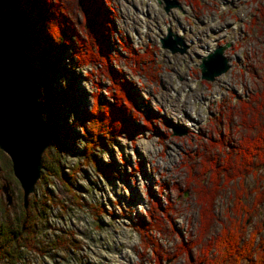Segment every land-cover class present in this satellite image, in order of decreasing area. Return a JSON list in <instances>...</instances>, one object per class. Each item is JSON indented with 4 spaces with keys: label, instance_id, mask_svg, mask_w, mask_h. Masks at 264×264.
Here are the masks:
<instances>
[{
    "label": "rangeland",
    "instance_id": "1",
    "mask_svg": "<svg viewBox=\"0 0 264 264\" xmlns=\"http://www.w3.org/2000/svg\"><path fill=\"white\" fill-rule=\"evenodd\" d=\"M58 1L65 7L66 26L83 37L86 27L78 0ZM170 1L177 7L164 12L162 0H99V15L109 30L101 31L100 43L92 31L84 41L96 55H106L97 62L77 63L73 50L82 46L76 36L62 45L50 81L58 93L53 116L63 147L58 160L63 175H48L43 168L49 143L24 207L9 158L0 150V220L27 214L33 228L30 246H13L0 264H213L219 256L215 244L221 243L215 235L222 225L233 224V229L243 220L245 242L233 231L229 236L250 252L264 248V204L258 210L251 206L250 173L220 189L210 239L201 234V200L187 184L205 152L213 163L228 162L223 157L232 152L227 141L237 138L233 116L241 111L239 100L260 88L264 34L256 25L264 18V0ZM167 29L180 35L186 46L182 53L159 46ZM226 44L222 55L228 68L212 81L202 80L200 58ZM116 87L127 99L119 109L118 131H123L104 138L94 151L96 169L83 157L82 114L96 98L120 105ZM172 127L184 133L173 135ZM184 160L194 166L190 173ZM258 173L264 179V165ZM236 186L249 211L243 215L233 210ZM40 207L44 217L36 215ZM20 226L23 233L24 223ZM60 239L67 242L61 246Z\"/></svg>",
    "mask_w": 264,
    "mask_h": 264
},
{
    "label": "trees",
    "instance_id": "2",
    "mask_svg": "<svg viewBox=\"0 0 264 264\" xmlns=\"http://www.w3.org/2000/svg\"><path fill=\"white\" fill-rule=\"evenodd\" d=\"M57 1L0 0V18L4 19L11 26L16 40L19 42L29 64L33 68L38 86V100L42 107V118L52 133L50 145L44 157L43 168L48 175L60 177L63 174L58 170V160L63 147L61 146V141L58 140L57 135L60 131L53 116V107L58 99V93L51 86V75L58 68L57 62H59L62 55V45L69 43L70 36L72 35L76 36L78 40L76 43L82 46L73 50V55H75L78 64L85 65L97 62L100 56H106L103 54L96 55V52L92 50L89 44H84V41H87L85 37L86 35L90 37L89 32L92 31L95 35L94 39L100 43L99 35L101 31L104 28L109 30V26L107 27L103 16L99 15L101 5L99 0H78L86 27L83 37H79L75 30L66 26V15L62 13V9L65 11V7L62 8L58 3L59 1ZM258 9L260 12V8ZM93 13L97 15V19L94 18ZM256 26L264 34V18H261ZM260 54L263 55V51ZM110 79L112 81L114 79L112 74ZM119 82L121 84V81ZM260 83V88H254L246 99H238L240 103L238 107H240L241 111L233 116L238 122V128L235 129L237 138L234 140L232 137V141H227L230 143H226V147L231 149L232 152L231 155L223 157L228 162L222 159V163L218 161L213 163V160L209 158V154L205 152L202 157L198 158V164H200L198 172L195 175L192 174L188 182L185 181L191 186V191L201 200L203 215L201 234L207 239L212 237L209 232L215 222L213 214L214 200L220 189L228 186L229 181H233L234 179L242 180L250 173L253 178V185L251 186L253 191L250 188V193H252L251 206L253 207L254 204V210H258V207H260L258 205L264 204V179L261 174H257L258 168L264 165V76ZM119 87H122L124 92V86ZM64 88L67 90L68 86ZM116 90L118 91L117 87ZM118 94L120 97L116 98H120V105L115 103L114 99L112 103H104L96 98L89 110L82 114L86 123V126L81 130L83 157L85 162L92 163L96 169L98 168L96 167L94 151L103 145L104 138L123 131L122 128L118 131L119 109H123L126 98L121 95L120 91H118ZM124 96H127L131 100L126 91ZM245 100L249 103H245ZM184 162V165H187L189 169L190 163L186 160ZM215 163L218 164L215 165ZM193 167L187 171L190 173ZM261 182L263 185H261ZM236 187L238 191L232 188L234 194L232 197V200H234L233 210L237 215H243V212L249 211L246 209V202L241 199V197H244V193H240L239 190L241 188ZM42 210V207L36 209V215L44 217ZM30 220L31 218L27 214L22 219L16 220L14 217L12 220H9L7 217L4 220H0V259L11 255L13 253L11 252L13 246H30L33 229ZM21 222L24 223L23 233L21 232ZM34 222L32 221V224ZM232 225L230 224L229 227L222 225L221 233L215 235L220 236L221 243L219 245H217L218 242L215 244V251L218 247L219 256L213 261V264H263L262 255L264 254V248L255 251L253 249L250 252L247 245L242 246L243 243L238 244L233 237L229 236L230 232L233 231L235 238L237 235L242 242H245L241 230L244 227L243 225H245V220L233 227L236 230L232 229ZM65 242H67L66 239H60L59 245L62 246ZM260 243L264 244L263 238L260 240ZM256 256H258V259H256Z\"/></svg>",
    "mask_w": 264,
    "mask_h": 264
},
{
    "label": "water",
    "instance_id": "3",
    "mask_svg": "<svg viewBox=\"0 0 264 264\" xmlns=\"http://www.w3.org/2000/svg\"><path fill=\"white\" fill-rule=\"evenodd\" d=\"M162 1L164 12L177 7L175 1ZM158 41L160 47L170 53H182L186 47L181 37L168 29ZM226 46L219 45L200 58L198 68L202 80L212 81L226 71L227 60L222 55ZM38 94L33 68L11 26L0 18V150L9 158L11 172L22 191L24 207L39 177L42 153L52 138L42 118ZM171 131L173 135L184 133L174 127ZM1 188L9 203L7 186Z\"/></svg>",
    "mask_w": 264,
    "mask_h": 264
},
{
    "label": "bare ground",
    "instance_id": "4",
    "mask_svg": "<svg viewBox=\"0 0 264 264\" xmlns=\"http://www.w3.org/2000/svg\"><path fill=\"white\" fill-rule=\"evenodd\" d=\"M47 149V148H46ZM260 223V222H259Z\"/></svg>",
    "mask_w": 264,
    "mask_h": 264
}]
</instances>
